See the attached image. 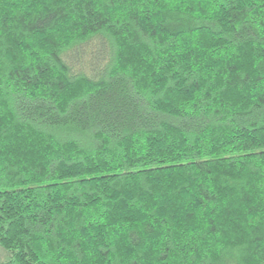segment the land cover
<instances>
[{
	"label": "trees",
	"instance_id": "obj_1",
	"mask_svg": "<svg viewBox=\"0 0 264 264\" xmlns=\"http://www.w3.org/2000/svg\"><path fill=\"white\" fill-rule=\"evenodd\" d=\"M0 264H264V0H0Z\"/></svg>",
	"mask_w": 264,
	"mask_h": 264
},
{
	"label": "rangeland",
	"instance_id": "obj_2",
	"mask_svg": "<svg viewBox=\"0 0 264 264\" xmlns=\"http://www.w3.org/2000/svg\"><path fill=\"white\" fill-rule=\"evenodd\" d=\"M9 257V251L0 245V260L7 259Z\"/></svg>",
	"mask_w": 264,
	"mask_h": 264
}]
</instances>
